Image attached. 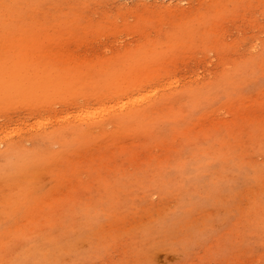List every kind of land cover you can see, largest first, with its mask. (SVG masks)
<instances>
[{"label":"rangeland","instance_id":"1","mask_svg":"<svg viewBox=\"0 0 264 264\" xmlns=\"http://www.w3.org/2000/svg\"><path fill=\"white\" fill-rule=\"evenodd\" d=\"M0 264H264V0H0Z\"/></svg>","mask_w":264,"mask_h":264},{"label":"bare ground","instance_id":"2","mask_svg":"<svg viewBox=\"0 0 264 264\" xmlns=\"http://www.w3.org/2000/svg\"><path fill=\"white\" fill-rule=\"evenodd\" d=\"M180 81H182V80H180ZM182 82H183V81H182ZM190 82H191V81H190ZM186 83H187V81H186ZM186 83H185V84H186ZM179 84H181V83L178 82L177 85H179ZM185 84H183V85H185ZM193 84H194V83H193ZM176 88H177V87H176ZM177 89H178V88H177ZM127 98H128V97H127ZM64 123H65V121H64Z\"/></svg>","mask_w":264,"mask_h":264}]
</instances>
